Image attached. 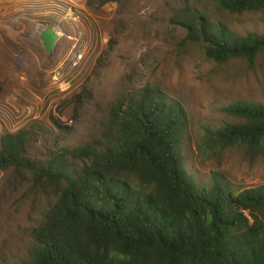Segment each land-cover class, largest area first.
I'll return each instance as SVG.
<instances>
[{
  "label": "trees",
  "instance_id": "obj_1",
  "mask_svg": "<svg viewBox=\"0 0 264 264\" xmlns=\"http://www.w3.org/2000/svg\"><path fill=\"white\" fill-rule=\"evenodd\" d=\"M216 7L261 13L264 0H216ZM183 26L185 41L216 64L264 54V33L239 35L192 12ZM222 112L235 122L203 128L200 155L264 156V103L237 101ZM188 126L179 99L145 85L115 100L95 140L47 148L42 161L26 155L30 130L1 136L0 172L27 174L53 199L17 264H264V184L235 192L214 173L209 185H197L181 152Z\"/></svg>",
  "mask_w": 264,
  "mask_h": 264
},
{
  "label": "rangeland",
  "instance_id": "obj_2",
  "mask_svg": "<svg viewBox=\"0 0 264 264\" xmlns=\"http://www.w3.org/2000/svg\"><path fill=\"white\" fill-rule=\"evenodd\" d=\"M191 12L239 35L264 33V12L232 15L220 12L216 0H119L102 7L88 0H0V137L30 130L26 155L42 161L47 148L95 140L116 99L153 85L186 109L181 152L197 185H209L214 173L235 192L264 184V156L227 149L207 158L198 151L203 128L235 122L222 108L264 103V54L252 63L206 59L200 46L185 41ZM47 28L58 35L50 54L40 39ZM52 200L27 174L0 172V264L27 259L30 229Z\"/></svg>",
  "mask_w": 264,
  "mask_h": 264
},
{
  "label": "water",
  "instance_id": "obj_3",
  "mask_svg": "<svg viewBox=\"0 0 264 264\" xmlns=\"http://www.w3.org/2000/svg\"><path fill=\"white\" fill-rule=\"evenodd\" d=\"M42 41L43 49L47 54H50L56 44L58 35L54 33L50 28L45 29L40 36Z\"/></svg>",
  "mask_w": 264,
  "mask_h": 264
}]
</instances>
